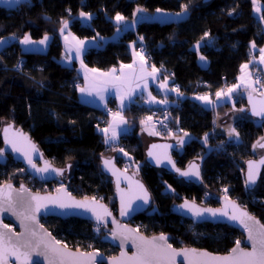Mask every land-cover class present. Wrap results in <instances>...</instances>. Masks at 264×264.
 <instances>
[{"label": "trees", "instance_id": "1", "mask_svg": "<svg viewBox=\"0 0 264 264\" xmlns=\"http://www.w3.org/2000/svg\"><path fill=\"white\" fill-rule=\"evenodd\" d=\"M258 1L264 7V0ZM185 7L188 16L178 22L164 24L148 20L157 9L178 13L185 11ZM138 8L144 11L137 12ZM253 11L252 0H211L209 3L203 0H32L12 12L1 8L0 40L12 41L0 51V135L6 123L20 127L51 164L60 169L69 165L70 173L63 180H68L71 194L81 199H99L115 211L112 180L99 169L102 158L113 154L93 126L98 123L105 127L107 117L79 102L76 89L81 83L76 64L67 68L59 61L64 51L59 32L66 21L79 39L110 38L121 27L115 21L117 14L125 17L126 23L135 21L134 31L123 27L120 39L87 51L84 63L100 71L128 64L132 61L128 44L143 38L136 43L137 48H142L150 64L171 78V84L187 97L179 105L167 107L172 134L159 136L186 138L184 145L172 155L181 169L198 161L201 184L183 183L175 175L149 167L137 124L117 146L139 165L138 178L150 191L153 206L132 224L148 237L170 234V244L176 249L191 247L226 254L236 241L243 240L238 230L221 224L195 225L174 216L170 210L175 203L186 199L205 207H218L217 200L211 196L224 195L243 205L264 224V171L258 187L252 191H247L243 177L245 162L258 157L256 145L264 137V122L250 117L234 121L236 140L230 141L217 131L214 118L245 109L246 92L237 91L232 104L216 106L213 110L202 108L191 99L196 95L215 97L218 91L235 85L240 68L252 57L251 44L256 48L264 46V32ZM81 12L93 15L89 26H83L78 19ZM25 36L34 42L50 36L47 52L22 51L20 41ZM201 56L208 62L205 68L199 64ZM151 110L135 104L125 115L137 121L148 116ZM123 163L118 156L117 164ZM9 183L24 184L38 193L53 192L58 187L57 182H38L11 158L0 165V184ZM41 223L72 250L101 251L109 257L117 253L112 246L101 242V236L96 233L98 227L89 221L47 218Z\"/></svg>", "mask_w": 264, "mask_h": 264}, {"label": "water", "instance_id": "2", "mask_svg": "<svg viewBox=\"0 0 264 264\" xmlns=\"http://www.w3.org/2000/svg\"><path fill=\"white\" fill-rule=\"evenodd\" d=\"M32 0H20V3H15V0H12L11 3H4L3 0H0V9L3 8L9 12L15 11L18 6L30 3ZM211 0H203V3H209ZM246 97V107L243 110H237L236 114H233L224 121H222L218 128L220 127H226L227 125L231 124L233 121L237 120L238 117L243 119H248L249 117L258 121L264 122V115H253V108L257 111H260L262 108H264V93L256 95H245ZM5 129H8L7 133L5 132ZM1 141L3 142L2 149L3 154L0 155V165H5L8 158H11L13 162H16L17 164H21L24 168L25 173H27L32 178L36 179L40 183H58V188L53 192H33L30 191L27 186L24 184H20V186H16L13 183L9 184H0V202L3 203V207L8 206L9 200L12 203H16L17 200L27 197L29 195L36 196L39 195L40 197H50L53 198L57 203L59 202H70L71 200L77 201V202H87L90 205L96 206V205H103L104 208L108 210V212L111 213L110 216H104V223L98 224L96 217L93 215L91 211H86L83 208H66L61 209L59 207H56V204L52 202V200L45 201L47 203L48 207L46 209H41L39 213L36 214V224H32L30 221H24V224H28L30 227L35 228L37 233L39 234L41 232V229L47 234H50V237L53 240L58 241L56 238H54L49 230L42 225L41 221L43 219L47 218H57L62 221H65L66 219H79L82 221H89L93 225H96L97 227H100L105 231L107 234L102 237V242L105 244H108L109 246H113L117 249L118 253L114 257L108 258L103 253L98 251H89L88 253H99V256L97 257V260L99 264H112L113 258L116 259V261H120L121 264H131L127 260V257H132L137 253V248L134 246L132 242L133 236H142L146 240H151L154 237H159L160 235H154L152 237H148L144 234H141L136 227L132 224V221L142 215L143 213H146L148 210H150L153 206V200L151 197V193L149 190H147L144 182L142 179H139L137 174L134 172H128L124 169H122L117 164V158L114 156H109L107 158H102L99 169L101 170V173L106 177L112 180L113 183V191H115L114 194V202H116V209L115 211L111 210L107 204L101 200L96 199H81L73 194H71L68 190V180H63L66 177L65 175H69V165L64 167L63 169L57 168L53 164H51L46 157L44 156V153L42 150H40L37 146V144L33 141V139L30 138V135H28L23 129L20 127H15L13 123H6L1 128ZM24 137H27V140L24 139ZM183 140V144L180 143V141ZM186 138H175L172 137V139L169 140H159L155 138H151L149 141L144 142V157L145 162L149 167H154L161 171H166L167 173L171 175H175L180 181L183 183H190L194 186H199L201 184V166L199 165L198 161L189 163L185 169H181L176 165L175 159L173 157V152L177 149L179 150L185 142ZM8 141H14L16 143V146L21 149V151H13L12 144ZM260 144H264V140L261 139ZM31 145H35V151L31 149ZM156 147H153V146ZM256 152H257V158H251V160H248L245 162L244 165V171H243V177H244V183L246 185L247 191H252L258 187V184L262 178V173L264 171V164H260L261 160H264V147L259 146V144L256 145ZM24 153H28L31 155L32 162L36 165L35 168H33L29 163L28 160L25 158ZM151 153V155H149ZM169 159L171 160V163H169ZM105 160L111 161V169L106 168L104 165ZM159 160V163L157 161ZM249 162H254L258 167L253 168V174L255 175V183H246L248 180V173H249ZM50 165L49 170L46 172H39L37 169H42L45 167V164ZM197 165L199 170V177H196L194 175L189 176H181L180 172H185L190 170V165ZM174 165V166H173ZM52 169H56L61 172V174H57V172L52 171ZM179 169V171H177ZM115 172V174H114ZM11 186L9 189L8 186ZM142 185L143 189H141L139 186ZM26 189L25 192H21V188ZM60 189L61 191H58ZM146 191L148 194V203H144V200L139 198L143 195V192ZM124 196V205L126 208V214L121 215V195ZM212 198L216 199L218 202V207H205L203 205H200L199 203H195L192 200L186 199L180 203H175L174 206L171 208V213L174 216H178L184 220H189L193 224H213V225H225L230 228H233L235 230H238L243 235V242H241V248H243L245 251H251L252 250V242L248 239V232L243 228V226L238 221H232L228 219V216H220L217 215L213 217L210 213L204 212L203 217H196L193 216L191 212L187 211L186 209L180 208L179 206L183 204L185 201H188L189 203H195V205L200 208L202 211L205 209H213V210H220L227 212L228 215H232L234 211H236V214L239 215V212L246 211L249 215V211L246 208L241 207L235 200L228 198L225 199L226 196L220 195L219 197L211 196ZM6 198V199H5ZM130 204V206H129ZM233 204L237 206L238 210H234ZM19 210V209H18ZM96 211L103 214V209L97 207ZM252 216V215H251ZM254 217V216H253ZM257 221L260 222V220L256 217H254ZM113 221H116V223H113ZM261 225H263L260 222ZM4 225H7L8 228H4ZM117 225H120L121 227L118 228ZM8 229H11V232H8ZM123 229H131V233H125L129 236V239L121 245V239L118 236L117 239L113 240L112 233L113 232H121ZM0 231L8 233L11 238L15 241L17 239H21V233L25 232V228L21 224V218L17 215H14L11 211H0ZM164 236L167 237V241L170 244L171 235L165 234ZM24 239H27L28 237H23ZM172 245V244H171ZM60 246L63 247L60 243ZM236 244L232 247L234 248ZM173 247V246H172ZM174 248V247H173ZM231 248V249H232ZM176 249V248H174ZM186 249V248H183ZM187 249H194L191 247H188ZM231 249L226 254H215V253H209L206 250L203 249H196L198 252H207L213 256H225L230 254ZM70 252H77L73 251L70 248L66 249ZM177 251H180L182 249H176ZM79 253H85L78 251ZM125 253V257H121V253ZM102 258V261H101ZM35 261H37V264H47V261H45L42 257H33ZM8 264H21L20 261L15 260L12 257H9ZM176 264H188V262L184 259L183 256H179L176 258Z\"/></svg>", "mask_w": 264, "mask_h": 264}, {"label": "snow or ice", "instance_id": "3", "mask_svg": "<svg viewBox=\"0 0 264 264\" xmlns=\"http://www.w3.org/2000/svg\"><path fill=\"white\" fill-rule=\"evenodd\" d=\"M4 3H11L12 0H3ZM15 3L19 4L20 0H15ZM253 3H256V0H253ZM259 11V9H256ZM144 9H137V12H142ZM160 9H157V12H160ZM187 11V7H185V12ZM80 15L83 17L86 14L81 12ZM178 16H182V13H178ZM90 18V16H89ZM117 23H120L125 20V17L117 14L115 17ZM64 28H67V22H64L63 28H61V32L64 31ZM119 31V29H118ZM208 34L205 33V36ZM75 39V38H74ZM143 39V38H141ZM48 40V37L45 36L42 40H40L39 44H45ZM67 40V37H65ZM5 43V41L0 40V44ZM22 44H31L33 41L30 39L29 36H25L23 40L20 41ZM84 41H77V49L76 55L77 58L80 56L82 47L84 45ZM199 47V45H197ZM255 47V44H253ZM261 57L260 62L264 63V49H260ZM137 55H140L137 53ZM141 61H144V57L140 56ZM204 57L201 56V60ZM123 67L131 68L132 65H126ZM248 68V65H242L241 71L244 72ZM95 72V69L91 70ZM115 70L113 69V72ZM143 71V67H142ZM158 72V69L155 66L152 67L151 73L148 75H152L155 78L154 74ZM102 76H108L110 79L99 81V85L101 87L97 88V95L99 96L100 100L104 99L102 95L103 92L107 91V85L111 83L113 80L119 79L117 77L112 76L111 73H102ZM87 78V77H86ZM241 82H244V77H240ZM116 86V85H113ZM162 88L166 87L165 84L160 85ZM147 87V84H145ZM174 91L176 89H173ZM235 90V87L228 89V93H231ZM82 94L92 95V87L88 88H81L80 89ZM117 91L119 92V88L117 87ZM179 94V93H178ZM151 96V94H149ZM222 95V91H218L216 93L217 98H220ZM154 100V98H152ZM196 99L203 101L205 104H212L213 101L209 99L207 95L205 96H197ZM166 102V101H165ZM121 103L123 105V97L121 98ZM253 115H264V108L260 111H257L255 107L253 108ZM114 120L119 118L123 122V117L120 115L119 112L113 113ZM8 129H5L7 133ZM101 132L105 134V143H108L109 137L108 133L111 131V139H116V126L109 125L108 128L100 129ZM235 132V129L229 130V135L231 136ZM187 135V134H185ZM27 140V137H24ZM264 140V137L261 138ZM12 144L13 151H21L20 148L16 146L14 141H8ZM183 144V140L180 141ZM205 143H207V137H205ZM259 146L264 147V144H260L257 142ZM153 147H156L155 145ZM31 149L35 151V145H31ZM3 154V150L0 149V155ZM25 158L28 160V163L35 168L36 165L32 162L31 155L28 153H24ZM151 155V153H149ZM159 163V160L157 161ZM169 163L171 160L169 159ZM260 164H264V160L260 161ZM104 165L106 168L111 169V161L105 160ZM174 166V165H173ZM50 165L47 163L45 167L42 169H37L39 172H46L49 170ZM258 167L254 162H249V173H248V180L246 183H255V175L253 174V168ZM52 171L57 172V174H61L60 171L56 169H52ZM179 171V169H177ZM115 174V172H114ZM181 176H189L194 175L199 177V170L197 165H190V170L185 172H180ZM9 189L11 186H8ZM143 189V186H139ZM26 189L21 188V192H25ZM58 191H61L58 189ZM227 192V189H225ZM144 200V203H148V194L146 191L143 192V195L139 197ZM6 199V198H5ZM227 200V196L225 197ZM52 200L53 203L56 204V207L61 209L66 208H83L86 211H91L93 215L96 217L98 224L104 223V216H110L111 213L108 212L103 205H90L87 202H77L71 200L70 202H59L57 203L53 198L50 197H40L39 195L36 196H27L17 200L16 203H12L10 200L8 202V206L5 208L3 207V203L0 202V211H11L14 215H17L21 218V224L25 228V232L21 233V239L13 240L11 236L3 231H0V264H8L9 257L14 258L17 261H20L21 264H37V261L33 259V257H42L47 264H99L97 257L99 253H79V252H70L67 251V246L64 245L63 247L60 246V241L53 240L50 237V234H47L41 229V232L38 234L35 228L30 227L28 224H24V221H30L32 224H36V214L41 211V209H46L48 207L45 201ZM130 206V204H129ZM102 208L103 214L96 211V208ZM180 208L186 209L187 211L191 212L193 216L196 217H203L204 212L210 213L213 217L220 215V216H228L229 220L238 221L243 228L248 232V239L252 242V250L245 251L241 248V241H236V246L231 249L230 254L225 256H213L207 252H198L196 249H182L177 251L172 247L171 244L168 243L167 237L164 235H160L159 237H154L151 240H146L142 236H133L132 242L134 246L137 248V253L132 257H127V260L131 262V264H176V258L179 256H183L184 259L188 262V264H264V225H261L259 221H257L253 216L249 215L246 211L239 212V215L236 214V211L233 212L232 215H228L227 212L220 211V210H213V209H205L201 210L198 208L195 203H189L185 201L183 204L179 206ZM234 210H238L237 206L233 204ZM19 209V210H18ZM126 214V208L124 205V196L121 195V215ZM116 223V221H113ZM120 228V225H117ZM4 228H8L7 225H4ZM97 232L100 231L99 227L96 229ZM8 232H11V229H8ZM131 229H123L121 232H113L112 238L113 240L117 239L119 236L121 239V245L125 241L129 239V236L125 233H131ZM27 236V239L23 237ZM125 253H121V257H125ZM102 261V258H101ZM112 264H121L120 261H116L113 258Z\"/></svg>", "mask_w": 264, "mask_h": 264}, {"label": "crops", "instance_id": "4", "mask_svg": "<svg viewBox=\"0 0 264 264\" xmlns=\"http://www.w3.org/2000/svg\"><path fill=\"white\" fill-rule=\"evenodd\" d=\"M167 14L168 13L163 14L162 17L167 18V16H170ZM253 14H254V11H253ZM254 17L260 22L261 28L264 32V23L262 22V19L256 17L255 15ZM92 18H93V15L86 14L85 16L82 17L79 14L78 19L80 20L83 26H89ZM172 21L178 22L177 20H172ZM117 24L121 25V27L119 31L113 34V37H110V38L96 37V38H91V39H82V38L79 39L71 32L70 27H69V22H68L67 23L68 28L64 30L63 35L61 34V30L59 32V35H60L59 38L61 39V42H62V49L64 50L63 55L59 61L63 66L67 68H70L73 66V64H76V71L78 72V77L80 80L79 82L81 83L80 86L77 87L76 92L78 93V100L81 104L88 105L92 107L93 109L96 108L97 110L101 112H104L106 109L112 108L115 111L119 112L120 115L123 117V122L119 118H116L115 120L114 118L107 119L106 128H108L109 125L116 126L117 135H116V139L112 140L111 131H109L108 133L109 140H108V143H105V134L101 132L102 136L104 137L105 146L106 145H116L117 146L119 144L120 139L123 136L128 135V133H131L136 128L137 124H138L137 126L138 135L140 137L142 146H144V142L149 141L151 138H155L159 140L172 139V138L165 139L162 137L160 138L159 134H156V132L153 131V129L151 128V125L146 123V121L144 120L145 117L138 118L137 121L136 120L134 121L131 117L125 115V111L131 105L139 104L145 110L149 111L150 109H157L160 107L170 108L171 106H177L182 102L183 99L187 98L184 94L180 93L171 84V78L162 75L160 69H158V72L154 74L155 78H153L152 75H148V73H151L153 66L150 64L148 57H144L138 51L136 43L137 42L140 43L141 39H139L135 43L128 44L129 51H130L131 58H132V61L128 64L120 65L112 69L103 70V71L95 69L96 71L92 72L91 70L94 68L90 69L84 63L83 56L87 51L91 50V48L100 49L102 48L103 45L120 39L122 32L125 29L134 31L136 27L135 21L133 23H126L125 21H122ZM123 27H125V29ZM67 30L71 32L72 36L70 35L68 36ZM47 37H48V40L43 45L39 44L38 43L39 41H36V42L33 41V43L31 44L20 43L22 51L31 52V53L47 52L48 45L51 41L50 36H47ZM65 37H67V40H65ZM23 39L24 38H22L21 40ZM81 40L84 41L85 43L82 47L80 56L77 58V55H76V49L78 47L77 41H81ZM8 41H12V40H8ZM263 48L264 46H262L261 48H256V47H253V44H251L250 53H252V57L249 63H246L248 65V68H249L250 63L253 61L261 65L260 49H263ZM137 53H139L140 55H137ZM140 56L144 57V61H141ZM199 64L200 66L204 68L208 66L207 60L205 58L201 60V57L199 58ZM126 65H132V67L131 68L123 67ZM261 66L263 67V70H264V64ZM142 67H143V71H142ZM248 68L244 72H242L240 68V71L238 74L239 76L237 77L235 85L225 88L222 91V95L220 98H217L216 95L215 97H210L207 95L209 99L213 101L212 104H205L203 101L196 99L197 96H201V95L193 96L191 99L192 100L194 99L202 108L213 110L216 106L225 105L226 103L232 104L234 101L233 94L237 93V91L241 89L246 92L244 93V95L255 94V90H251L250 87L248 86L249 84L248 80L252 81ZM113 69L115 70L114 72H113ZM102 73H111L112 76L117 77L119 79L113 80L111 83L107 85V91L102 93V95L104 96V99L100 100L99 96L97 95V88L101 87V85H99L98 82L102 80L110 79V77L108 76H102L101 75ZM241 76L244 77V82H241V79H240ZM145 84H147V87H145ZM161 84H165L166 87L162 88L160 86ZM113 85H116V86H113ZM88 87H92V95L90 96L86 94H82L80 91L81 88H88ZM117 87L119 88V92L117 91ZM233 87H235V90L232 91L231 93H228V89L233 88ZM173 89H176V90L174 91ZM149 94H151V96ZM122 97H123V105L121 103ZM152 98H154V100ZM245 100H246V97H245ZM111 104L113 106H111ZM236 111L237 110H232V111H229L224 116H216L214 118L216 129L222 121L227 119V117L233 114H236ZM238 119H243V118L238 117L237 120ZM232 123H231V126H229L230 130L232 129ZM227 126L218 128V131L224 134L227 137V139H229L230 141L236 140L235 133H233L231 135L233 137H231L229 135V131H226Z\"/></svg>", "mask_w": 264, "mask_h": 264}, {"label": "built area", "instance_id": "5", "mask_svg": "<svg viewBox=\"0 0 264 264\" xmlns=\"http://www.w3.org/2000/svg\"><path fill=\"white\" fill-rule=\"evenodd\" d=\"M138 51L141 54L146 56V53L142 48H139ZM249 67L253 68L252 72H250V75H251V78L254 81V83L256 85H258L255 94L259 95V94L264 93V73H263L264 70H263V67L260 64H255V65L250 64ZM78 86H80V84H77V87ZM150 112L151 113H149L148 116H145L144 120L146 121V123L151 125V128L153 129V131H155L156 134H159V135H161V134H172L171 128H170V122H169L170 111L168 110V108L167 107H160L157 109H152ZM113 113H117V111H115L112 108L106 109L103 112L104 116H106L107 119L113 118ZM93 126L97 130H99V132L101 133L100 129L106 128L107 125H105V127H101L98 123H94ZM106 147H107V150L112 151V154L115 158H118V156H120L124 160V163L120 166L122 169H124L128 172H134L135 174L138 173L139 165L136 164L130 156L128 157L120 147H118L116 145L115 146L106 145ZM137 176H138V174H137ZM108 207L111 209V205H109ZM241 207L245 208L243 205H241Z\"/></svg>", "mask_w": 264, "mask_h": 264}, {"label": "rangeland", "instance_id": "6", "mask_svg": "<svg viewBox=\"0 0 264 264\" xmlns=\"http://www.w3.org/2000/svg\"><path fill=\"white\" fill-rule=\"evenodd\" d=\"M253 1V0H252ZM253 8H254V15L256 16V17H258V18H260V19H262V12H263V5L261 4V2H259L258 0H256V3H253ZM259 9V11H257L256 9ZM168 14L167 15H170V16H167V18H163L162 17V15L163 14H165V12H162V11H160V12H157V10L155 11V12H153L152 14H150L149 15V17H148V20L149 21H151V22H159V23H164V24H167V22H176V21H172V20H177V21H179V20H183V19H185L187 16H188V14H187V12H185V11H181V12H178V13H182L183 15L182 16H178L177 14L178 13H171V12H167ZM176 18H178V19H176ZM262 22L264 23V20L262 19ZM61 28H63V25L61 26ZM68 28V27H67ZM66 28H64V30H65ZM63 33H64V31L63 32H61V34L63 35ZM67 33H68V36L70 35V36H72V34H71V32L69 31V30H67ZM3 41H5V43H3V44H0V51L3 49V47H5L10 41H8V40H10V39H8V38H3L2 39ZM264 49V48H263ZM140 53V52H139ZM141 54V53H140ZM141 55H143V54H141ZM144 57H145V55H143ZM257 60V59H256ZM258 61V60H257ZM250 64H253V65H255V64H259V63H257V62H255V61H253V62H251ZM264 63H261V65H263ZM250 66V65H249ZM248 70H249V73L250 72H252V70H253V68H248ZM251 80H252V78H251ZM248 86L250 87V89L251 90H255V92H256V89H257V86L258 85H256L255 83H254V81L252 80V81H249L248 80ZM234 100V99H233ZM229 126H231V124H229L228 126H227V130L226 131H229L230 130V127ZM231 137H233V136H231ZM234 141V140H233ZM109 146H112V145H109ZM113 146H115V145H113ZM21 181V180H20ZM59 186V185H58ZM58 188V187H57ZM53 191H55V190H53ZM99 229H100V231L99 232H96L97 233V236H101L102 235V231H101V228L99 227ZM241 242H243V240H240Z\"/></svg>", "mask_w": 264, "mask_h": 264}, {"label": "flooded vegetation", "instance_id": "7", "mask_svg": "<svg viewBox=\"0 0 264 264\" xmlns=\"http://www.w3.org/2000/svg\"><path fill=\"white\" fill-rule=\"evenodd\" d=\"M101 231H102V235H101V242H102V237L104 236V235H106L107 233L105 232V231H103V229H101ZM103 243V242H102ZM105 244V243H104ZM106 245H108V244H106ZM109 246V245H108ZM111 247V246H110ZM113 247V246H112ZM114 248V247H113ZM114 249H116V248H114ZM117 250V249H116ZM73 251H81V252H85V253H88L89 251H91V250H89V251H84V250H73ZM99 252V251H98ZM101 252V251H100ZM102 253V252H101ZM117 253H118V251H117ZM117 253H116V255H117ZM104 254V253H103ZM105 255V254H104ZM106 256V255H105ZM115 255H112L111 257H114ZM106 257H108V258H111V257H109V256H106Z\"/></svg>", "mask_w": 264, "mask_h": 264}]
</instances>
